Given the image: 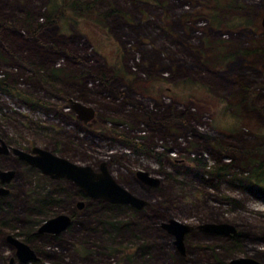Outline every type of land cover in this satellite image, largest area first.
Listing matches in <instances>:
<instances>
[{
  "label": "rangeland",
  "instance_id": "374dc122",
  "mask_svg": "<svg viewBox=\"0 0 264 264\" xmlns=\"http://www.w3.org/2000/svg\"><path fill=\"white\" fill-rule=\"evenodd\" d=\"M48 1L0 0V19L11 25L0 28V79L49 102L28 105L0 91V140L80 165L107 162L116 181L148 204L108 208L94 200L77 211V187L31 174L9 155L2 165L17 174L0 204V225L9 228L0 229V264L14 256L1 233L31 230L68 210L79 218L54 247L46 237L32 240L50 264H229L239 257L264 264V193L246 178L248 159L264 158V0H81L93 7L64 9L50 23ZM83 72L81 81L63 79ZM74 101L92 108L93 119L77 126ZM214 162L229 165L218 172ZM140 170L160 187L138 180ZM50 196L57 204L43 216ZM169 219L193 227L184 254L161 226ZM206 222L237 233L204 232L198 226Z\"/></svg>",
  "mask_w": 264,
  "mask_h": 264
},
{
  "label": "water",
  "instance_id": "95a60500",
  "mask_svg": "<svg viewBox=\"0 0 264 264\" xmlns=\"http://www.w3.org/2000/svg\"><path fill=\"white\" fill-rule=\"evenodd\" d=\"M262 25L264 27V15L262 18ZM72 110L76 113L77 118L87 121L94 117L92 108L81 104L80 102H72ZM16 154L24 158L31 165L39 168L44 174L51 177L66 178L79 185L88 195L94 198H102L111 203H126L130 204L136 209H142L148 202L141 197H138L120 185L115 178L105 169L104 163L101 164V172H95L89 165H80L74 163L67 158L60 157L49 150L34 147L35 155H30L18 148L13 149ZM11 172L0 171V175L8 176ZM137 178L145 185L157 186L159 179L148 174L145 171H137ZM3 189L0 188V192ZM68 223V218L64 215H59L45 221L40 230L57 231L65 228ZM161 226L170 234L174 235V244L184 253V235L192 229V226L186 223L178 222L174 219H169L167 223H161ZM204 232L214 233L220 235L236 234V229L228 223L206 222L198 226ZM13 240V241H12ZM16 245V256L22 261L27 262L35 258V252L25 243L11 239ZM13 258L9 264H12ZM229 264H263L256 259L250 257H239L230 260Z\"/></svg>",
  "mask_w": 264,
  "mask_h": 264
},
{
  "label": "flooded vegetation",
  "instance_id": "af4514ba",
  "mask_svg": "<svg viewBox=\"0 0 264 264\" xmlns=\"http://www.w3.org/2000/svg\"><path fill=\"white\" fill-rule=\"evenodd\" d=\"M263 8H264V2H263ZM263 27V25H262ZM264 29V27H263ZM30 93V92H28ZM40 100V99H39ZM43 101L44 103H36V104H32L33 106H47L49 102L47 101H44V100H41ZM72 104V103H71ZM56 106L54 103L52 104V107ZM86 106V105H85ZM94 111V110H93ZM55 112H60V110L58 111H55ZM70 113L72 114L71 116H75V123L77 126H81L80 123L82 122H89L90 120H87V121H84V120H81V119H78L77 118V115L76 113L72 110V108L70 107ZM94 115H95V111H94ZM57 116H58V119H64V117H62V115L60 113H57ZM77 120V122H76ZM80 122V123H79ZM79 123V124H77ZM74 124V123H73ZM74 128V126H73ZM129 141V140H127ZM34 147H39V148H42L40 146H37V145H33L31 146L30 148L28 149H21V148H18V147H14L12 145H10L9 143H7L5 140H0V171H4V172H8L10 171L11 174L8 175V176H5V175H0V188L3 189L2 192H0V204H2V201H6L10 195H11V188H12V183H13V180L15 179L16 177V174H17V170L15 167H11V168H6V167H3L2 165V161L4 159H6L9 155H13L17 161L25 166L28 170V172H30L31 174H37L39 176H43L45 179H47L48 181H56V180H61V179H65L67 180L69 183H71L74 187H77L78 188V191H79V194L81 195V199L75 201V210L77 211H83L85 209H87L89 207V201H99L100 204L102 205H105L107 206L108 208L109 207H112V208H116V207H120V206H129L133 209H136V207L130 205V204H126V203H111L105 199H102V198H94L90 195H88L79 185L75 184L73 181L69 180V179H66V178H57V177H51L50 175L48 174H44L39 168H37L36 166H33L31 165L28 161H26L24 158H21L18 154H16L14 152V148H18L20 150H23L24 152H26L27 154H30V155H35L36 153H34L32 150ZM42 149H45V148H42ZM48 150V149H46ZM50 151V150H49ZM52 152V151H50ZM54 153V152H52ZM55 154V153H54ZM164 154V152H163ZM57 155V154H56ZM59 156V155H58ZM60 157H63V156H60ZM164 157H166L164 155ZM65 158V157H64ZM69 160V159H68ZM71 161V160H70ZM104 163V167L105 169L111 174L110 170H109V166H108V163L107 162H100L98 167H93L91 165V168L95 171V172H101L100 170V166L101 164ZM112 175V174H111ZM136 175V174H135ZM137 177V176H136ZM138 179V178H137ZM116 180V179H115ZM139 180V179H138ZM145 184V183H144ZM160 183L157 185V186H152V185H146L147 187L151 188V189H157L159 188L160 186ZM52 198H46L43 203H42V210H40V214H44L46 215V213H48L47 211H51L52 209L49 208V205H56L57 204V198L55 196H50ZM72 200V198H71ZM139 210V209H137ZM43 215V216H44ZM59 215H64L68 218V223L66 224L65 228L63 229H59L57 231H52V232H49V231H45V230H40V227L41 225L51 219V218H54L56 216H59ZM79 215L77 213H75L73 210H68V211H65V212H56L55 215L53 216H50V217H45L43 218L42 222L38 225V226H35L33 227L31 230L30 229H26L25 231H21L19 233H13V227H10V230L11 231H5L1 234H3V237L5 238L4 239V243L7 244L11 249L14 250V256H12L9 261H8V264L10 263V260L13 258V262L12 264H15L16 262L20 263V264H28V263H31V262H41L42 264H50L48 262H45V256L41 253V249L38 248V246H35L32 242L33 241H40L41 239L43 238H47L49 239V245L53 246L56 244V241L59 242V238L61 237V235L68 231L69 229H71L73 227V225L76 223V217H78ZM79 218V217H78ZM2 225V226H1ZM0 226V229L1 228H8V226H6V223H3L1 224ZM193 228V227H192ZM9 229V228H8ZM22 235H25L24 238H22L21 236ZM171 236L174 237V235L170 234ZM217 235H220V234H217ZM235 236V235H233ZM185 237V235H184ZM17 239L25 244H27L34 252H35V258L34 259H31L27 262H22L17 256H16V252H17V247L16 245L11 241V239ZM184 242V241H183ZM46 243V242H45ZM38 244V243H36ZM185 244V243H184ZM46 246V245H45ZM40 249V250H39ZM184 254V253H182ZM39 255H43V257H40ZM49 256V255H48ZM258 261V260H257Z\"/></svg>",
  "mask_w": 264,
  "mask_h": 264
},
{
  "label": "trees",
  "instance_id": "16d2710c",
  "mask_svg": "<svg viewBox=\"0 0 264 264\" xmlns=\"http://www.w3.org/2000/svg\"><path fill=\"white\" fill-rule=\"evenodd\" d=\"M98 1V0H96ZM93 7V3H83L81 2V0H49L48 1V5H47V14L46 17L48 18L49 23L52 21H56L58 19L59 16H61V14H63V10L64 9H68L69 11H72L75 14H81L84 13V10H89L90 8ZM114 11V10H112ZM111 11V12H112ZM30 18H26L23 20V25L26 27V29H31V31L33 30V26L31 24V21H29ZM5 23L3 21H1L0 19V28H10L11 25H6L5 27ZM4 29V30H5ZM41 29V28H39ZM41 31V30H40ZM39 31V32H40ZM39 32L35 33L36 36H38ZM4 46V45H3ZM42 49H46L43 48ZM49 50V49H48ZM263 54V53H262ZM233 55V54H232ZM40 62L42 59H39ZM32 67L35 68V70L37 71H42L44 70V66L42 64H37L36 62H34V64H31ZM53 70V76H58L56 74H58V69H52ZM56 71V72H55ZM34 72V71H33ZM35 73V72H34ZM40 76H46L43 75L41 72H39ZM86 73L83 72L80 75H76V74H71V75H65L63 77L64 81H81L82 78H84V76ZM61 75V74H59ZM9 82L6 79H0V91L1 92H7V93H14L17 96H22L24 100V102H26L28 105H32V104H36V103H44L43 101L33 97L30 93L28 92H22L19 88L16 87V85L13 83L11 85L8 84ZM83 93V92H80ZM46 104V103H44ZM175 108V107H174ZM168 110V109H167ZM171 108L168 110L170 111ZM171 115V113H170ZM182 118L183 117H187V114L184 112H181ZM183 121V120H182ZM167 124V123H165ZM174 142L176 141V139H173ZM264 143V137L261 140ZM218 151V150H217ZM193 153H198L199 157H202V154H199L200 149L199 148H195L193 149V151H191ZM218 153L222 152L218 151ZM164 156V154L160 153L158 155V157H162ZM194 156V155H193ZM253 159V160H252ZM196 160V159H194ZM247 163L249 164H245L248 165V169L249 172L247 174V180L250 181L254 186H256L261 192L264 193V158L263 159H256V158H250V160L248 159ZM229 164H224L222 163V165H219L218 162H214L213 165L210 166V168L212 170H217L218 172H225L228 168Z\"/></svg>",
  "mask_w": 264,
  "mask_h": 264
}]
</instances>
